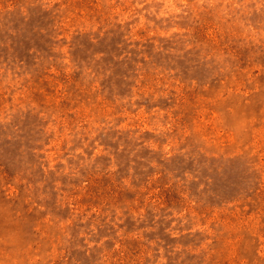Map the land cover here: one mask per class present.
<instances>
[{"label": "rangeland", "instance_id": "374dc122", "mask_svg": "<svg viewBox=\"0 0 264 264\" xmlns=\"http://www.w3.org/2000/svg\"><path fill=\"white\" fill-rule=\"evenodd\" d=\"M0 264H264V0H0Z\"/></svg>", "mask_w": 264, "mask_h": 264}]
</instances>
